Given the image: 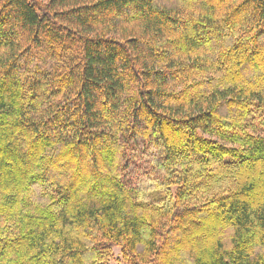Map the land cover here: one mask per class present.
Segmentation results:
<instances>
[{
  "label": "trees",
  "instance_id": "obj_1",
  "mask_svg": "<svg viewBox=\"0 0 264 264\" xmlns=\"http://www.w3.org/2000/svg\"><path fill=\"white\" fill-rule=\"evenodd\" d=\"M264 0H0V264H264Z\"/></svg>",
  "mask_w": 264,
  "mask_h": 264
},
{
  "label": "rangeland",
  "instance_id": "obj_2",
  "mask_svg": "<svg viewBox=\"0 0 264 264\" xmlns=\"http://www.w3.org/2000/svg\"><path fill=\"white\" fill-rule=\"evenodd\" d=\"M261 118L256 117V118H251L249 122L253 124V132H261L262 129L264 128V125H261ZM122 253L120 248H115L114 250V257L111 259L110 264H125L122 261Z\"/></svg>",
  "mask_w": 264,
  "mask_h": 264
}]
</instances>
